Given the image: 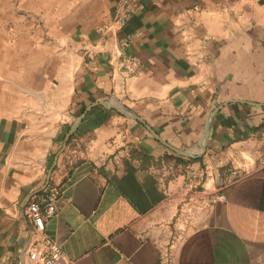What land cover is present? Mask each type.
<instances>
[{"label": "crops", "instance_id": "obj_1", "mask_svg": "<svg viewBox=\"0 0 264 264\" xmlns=\"http://www.w3.org/2000/svg\"><path fill=\"white\" fill-rule=\"evenodd\" d=\"M114 1L41 0L45 33L18 22L14 79L33 94L0 97V264H29L28 208L51 189L61 264H264V0H144L117 34L134 74L112 43L84 57Z\"/></svg>", "mask_w": 264, "mask_h": 264}, {"label": "built area", "instance_id": "obj_2", "mask_svg": "<svg viewBox=\"0 0 264 264\" xmlns=\"http://www.w3.org/2000/svg\"><path fill=\"white\" fill-rule=\"evenodd\" d=\"M143 1L144 0H115L112 17L98 29L100 33L99 38L96 41L84 45V57L86 59H92L95 54L104 52L107 44L112 43L111 59L116 60V62L115 65H111L129 74L137 73L141 66L140 61L133 56L126 55L124 50V47L131 37L125 36L118 39L117 34L123 29L130 17L136 11L143 8ZM263 169L264 149L258 152L253 164V170ZM248 173L249 171L240 167L230 169L224 177L220 189L208 199L204 208L208 207V210H211L213 203L224 201L225 195L223 190L241 181ZM57 200V192L51 189L41 201H35L29 205L28 214L33 225L31 231L32 242L27 252L29 264H61V248L45 234L46 220L55 215L58 208ZM202 209V207H197L195 203L192 202L185 205L184 213H187L188 220H192L196 214H200L198 211Z\"/></svg>", "mask_w": 264, "mask_h": 264}, {"label": "rangeland", "instance_id": "obj_3", "mask_svg": "<svg viewBox=\"0 0 264 264\" xmlns=\"http://www.w3.org/2000/svg\"><path fill=\"white\" fill-rule=\"evenodd\" d=\"M41 0H0V97H9L4 107L11 105L13 95L33 94L27 87H20L15 81V69L18 67L14 61L13 44L14 32L17 31L21 19L27 33L34 35L36 30L45 33L42 11L35 10ZM38 11V12H37ZM21 23V24H22Z\"/></svg>", "mask_w": 264, "mask_h": 264}, {"label": "water", "instance_id": "obj_4", "mask_svg": "<svg viewBox=\"0 0 264 264\" xmlns=\"http://www.w3.org/2000/svg\"><path fill=\"white\" fill-rule=\"evenodd\" d=\"M118 110L121 111L122 113H126V111H125L124 109L118 108ZM81 117H82V115L78 116V117H77V118H76V119L70 124V126H69V130H68V133H67L66 136H65V142H66V140L69 138V136L71 135V133L74 131V129L77 127V125H78V123H79ZM134 117H135V116H134ZM210 117H211V115H210L209 118L207 119V122H206V124H205V130H204V133H203V135H202V137H201V141H200V144H201V146H202L203 149H204V138H205V136H206V132L208 131L209 122H210ZM135 118H136V117H135ZM152 133H153V132H152ZM153 135H154V137H157L156 134L153 133ZM181 153H183V154H185V155H188L186 152H181ZM54 164H55V163H54ZM52 168H53V166L49 169V173H48V177H47V182H48V180H49V178H50V173H51V171H52Z\"/></svg>", "mask_w": 264, "mask_h": 264}]
</instances>
